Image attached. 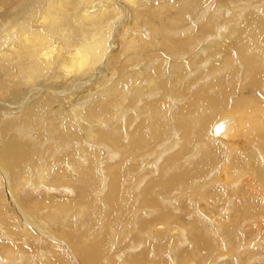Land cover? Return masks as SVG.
<instances>
[{
  "label": "bare ground",
  "instance_id": "bare-ground-1",
  "mask_svg": "<svg viewBox=\"0 0 264 264\" xmlns=\"http://www.w3.org/2000/svg\"><path fill=\"white\" fill-rule=\"evenodd\" d=\"M262 188L264 0H0V264H264Z\"/></svg>",
  "mask_w": 264,
  "mask_h": 264
},
{
  "label": "rangeland",
  "instance_id": "rangeland-1",
  "mask_svg": "<svg viewBox=\"0 0 264 264\" xmlns=\"http://www.w3.org/2000/svg\"><path fill=\"white\" fill-rule=\"evenodd\" d=\"M14 28H16V26L15 27H13L12 29H14ZM11 31V30H10ZM214 38H217V36H215ZM189 64H191L190 62H188ZM197 64V63H196ZM184 72H181V75H180V73L175 77V80H181V81H183V80H186L185 79V74L189 71V67L188 68H185V70H183ZM186 71V72H185ZM183 74V75H182ZM172 78V77H171ZM187 78V77H186ZM185 83L186 82H182L181 84H175V83H173L172 84V88H170V89H175V87L177 88L176 90V92H177V96L178 95H182V94H184V92H185V87H186V85H185ZM183 87V88H182ZM248 88L249 87H247V90L244 92V93H247L248 92ZM180 92H181V94H180ZM170 94V93H169ZM173 96V95H172ZM176 96V97H177ZM169 97V96H168ZM174 97V96H173ZM9 98H11V97H9ZM248 110H250V109H248ZM231 109L230 110H228V109H224V110H221V114L222 113H225V112H230L231 113ZM250 112H252L251 110H250ZM247 116V115H246ZM30 126H27V128H26V132H27V130H28V128H29ZM30 132L31 133H33L34 134V136L33 137H35V140H36V142H35V146H36V148H37V151H38V153H43L44 151H45V148L47 147V145L51 142V136H50V133L48 132V130L46 129V132H45V128H44V126L42 127V128H31L30 129ZM215 138V137H214ZM48 139H49V141H48ZM215 139H217V138H215ZM220 140V139H219ZM227 146V145H226ZM253 177V176H252ZM254 178V181L255 180H257V179H255V177H253ZM256 178H257V176H256ZM262 189H264V188H262ZM216 190V189H215ZM217 191V193L216 194H220V189L219 190H216ZM206 192H210V189H209V187H207L206 189H205V191H204V193H206ZM81 193V192H80ZM79 195V194H78ZM78 195H76L75 196V198L76 197H78ZM213 195V194H212ZM218 197V198H217ZM256 197V196H255ZM203 199H204V196H202L201 197V203H202V205L200 204V203H198L199 204V208H198V212H204V213H208L209 214V211L207 210V208H210L211 209V212H213L214 213V215H217L218 213H219V210H216L214 207H216L215 205H217V206H220V204L221 205H223L222 203V196L221 195H217L216 196V199L215 200H217L216 202H215V200L213 201V198L212 197H208V200H211V201H207V202H203ZM182 200V203L180 204V201ZM233 199H231L230 201H232ZM219 201H221L222 203H220ZM206 204V203H210V205L208 206V207H205V205L204 204ZM212 203H216L215 205L213 204V205H211ZM170 206H177V207H179L178 208V211H177V213L178 214H172V216L174 217V219L175 218H179V219H183V220H187V219H190V218H187L186 217V215H188L189 214V212L191 211V210H193V209H195L196 211H197V197L196 196H194V198H180V197H177V198H175L172 202H171V204H170ZM238 206V205H237ZM228 208V207H227ZM226 208V209H227ZM221 209H222V207H221ZM143 213V215L146 213V211H143L142 212ZM257 216L258 214L257 213H255V214H253L252 215V217H254V216ZM256 216L254 217L255 219H256ZM253 218V219H254ZM180 221V220H179ZM179 221H175L176 222V226L178 225V222ZM261 222H262V224H261ZM263 223H264V220H260V223L259 224H261V225H263ZM163 223H156L155 225H162ZM154 225V226H155ZM153 226V227H154ZM253 228H255V227H253ZM152 229V228H151ZM81 230V226L79 227V230L78 229H76L75 231L76 232H78V231H80ZM174 230V229H173ZM172 230V231H173ZM152 233V232H151ZM158 233H160V232H157V233H153V234H158ZM254 234H256V233H254ZM132 237H134V236H132ZM197 237H198V235H197ZM258 237V236H257ZM135 238V237H134ZM253 238V240H255L256 239V237L255 236H253L252 237ZM222 241H223V243L225 244V243H228V238L227 237H222V239H221ZM256 240H258V238L256 239ZM131 241L133 242V243H139L138 242V239H136L135 238V241H133L132 239H131ZM152 242V241H151ZM157 243H161L162 244V246L161 247H158V249L156 250V247H154V248H151V249H146V248H148L149 246L148 245H145V246H143L141 249H142V251H147V254H151V253H156V254H160L161 255V257L164 255L166 258H167V256H166V253H168L167 251L169 250V248H170V245L168 246H166V247H163L165 244V241H159V242H157ZM222 243V244H223ZM147 244V243H146ZM221 244V243H220ZM257 244V243H256ZM164 248V249H163ZM222 248V247H221ZM221 248L219 249L220 251H221ZM258 248H259V246L257 245L254 249H253V251H259L258 250ZM167 250V251H166ZM202 251H203V255H205V264H211V262L215 259L214 258V256L217 254V250L216 251H213L212 253L210 252L209 254H206V251H205V249H202ZM163 253V254H162ZM165 253V254H164ZM241 253H242V248H237L236 246H235V243L234 242H231V244H230V249H229V253L228 254H226L225 256H230L231 257V259L232 260H234L237 264H245V262L243 261V259H242V255H241ZM43 256H44V254H43ZM164 256L162 257L163 259H165L164 258ZM99 257H100V255H99ZM39 259V261H43L44 260V258H42V257H39L38 258ZM219 259H221V258H219ZM79 260V258H77V261ZM80 261V260H79ZM77 262V263H79V264H81L80 262ZM121 261H122V263L123 264H129V262H128V257H126L125 255L122 257V259H121ZM99 263V262H98ZM105 263V262H104ZM115 263L117 264V260H115ZM169 264H172L171 262L169 263Z\"/></svg>",
  "mask_w": 264,
  "mask_h": 264
}]
</instances>
